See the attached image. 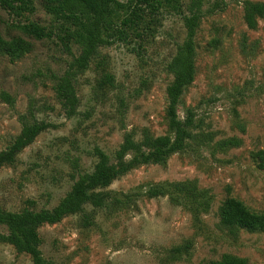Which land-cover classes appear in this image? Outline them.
Here are the masks:
<instances>
[{
    "label": "rangeland",
    "instance_id": "374dc122",
    "mask_svg": "<svg viewBox=\"0 0 264 264\" xmlns=\"http://www.w3.org/2000/svg\"><path fill=\"white\" fill-rule=\"evenodd\" d=\"M203 1L195 74L177 105L180 120L193 116L183 147L162 161L135 163L97 189L102 206L88 202L40 226L46 264H205L224 255L264 264V226L230 231L219 223L231 197L264 212V12L255 14L253 26L245 20L246 4L264 0ZM31 2L33 10L22 16L0 8V151L23 123L49 126L0 167V206L9 211L57 205L78 173L92 171L94 148L112 157L125 133L136 141L172 135L167 64L185 38L181 16L163 8L142 22L140 37L131 32L101 46L73 79L79 103L67 116L56 78L79 48L70 43L68 52L54 35L24 33L19 25L28 22L57 31L46 0ZM185 3L178 0L181 10ZM20 45L23 51H12ZM0 264L33 263L0 241Z\"/></svg>",
    "mask_w": 264,
    "mask_h": 264
},
{
    "label": "trees",
    "instance_id": "16d2710c",
    "mask_svg": "<svg viewBox=\"0 0 264 264\" xmlns=\"http://www.w3.org/2000/svg\"><path fill=\"white\" fill-rule=\"evenodd\" d=\"M203 0H186L184 9L178 6V0H46L45 9L58 22L57 31L38 23L28 22L19 25L24 33L36 39L56 36L65 50L70 51V43H75L79 54L73 58L68 68L56 78L55 95L62 110L67 116L77 111L78 97L73 79L83 71L90 60L98 53L101 46L115 41H125L134 32L140 37V25L149 17L151 22L163 8L177 12L185 27V38L177 46L176 53L167 64L173 74V80L166 88L168 95L169 128L172 135H144L140 141L134 140L130 133H125L122 142L111 157L95 147L96 157L90 172L78 173L68 193L52 208L38 210L23 209L9 211L0 206V225L6 227V233L0 234V241L12 245L19 253H27L33 264H46L40 251L38 229L45 223H55L66 214L80 212L86 203L96 207L104 204V197L97 189L111 183L118 175L123 174L133 164L139 162H159L169 154L179 151L190 135L188 128L193 125V116L189 114L182 121L177 116V105L183 89L189 85L195 74L194 36L200 22ZM0 8L15 16H22L33 10L31 0H0ZM264 12L263 4L247 3L245 20L249 26L255 24V14ZM3 39L0 36V43ZM19 41H21L19 39ZM26 46L20 45L13 52L23 51ZM110 77H108V81ZM7 102H12L7 93H2ZM49 123L37 121L23 123L19 135L5 150L0 151V167L11 164L16 154L45 128ZM130 155L129 159H126ZM219 223L226 230L239 227L264 226V212H256L246 207L235 198H227L219 212ZM205 264H245L244 261L230 255L219 260H210Z\"/></svg>",
    "mask_w": 264,
    "mask_h": 264
}]
</instances>
